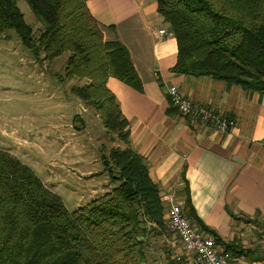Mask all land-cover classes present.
<instances>
[{
  "label": "trees",
  "instance_id": "obj_1",
  "mask_svg": "<svg viewBox=\"0 0 264 264\" xmlns=\"http://www.w3.org/2000/svg\"><path fill=\"white\" fill-rule=\"evenodd\" d=\"M26 1L40 24L37 32L17 0H0V30L15 28L36 58L67 50L62 75L84 78L72 91L95 108L106 130L126 141L128 120L106 80L112 75L142 89L128 48L104 38L87 0ZM157 11L176 38L172 71L264 92V0H157ZM103 164L115 185L70 210L28 163L0 147V264H148V232L166 229L160 187L129 146L111 148ZM196 219L230 258L253 252L223 241Z\"/></svg>",
  "mask_w": 264,
  "mask_h": 264
},
{
  "label": "crops",
  "instance_id": "obj_2",
  "mask_svg": "<svg viewBox=\"0 0 264 264\" xmlns=\"http://www.w3.org/2000/svg\"><path fill=\"white\" fill-rule=\"evenodd\" d=\"M87 4L103 25L104 38H118L128 48L142 81L139 90L112 75L106 80L128 120L124 146L141 154L161 195L172 193L194 223L199 224L198 217L223 241L257 245L256 232L251 241L242 234H247L248 226L255 227V221L246 218L264 217V92L209 75L172 71L176 38L158 33L169 27L157 11V0H87ZM168 84L233 117L235 124L218 132L181 114L170 103ZM174 240L181 250L176 234ZM257 256L242 253L229 263L264 264Z\"/></svg>",
  "mask_w": 264,
  "mask_h": 264
},
{
  "label": "rangeland",
  "instance_id": "obj_3",
  "mask_svg": "<svg viewBox=\"0 0 264 264\" xmlns=\"http://www.w3.org/2000/svg\"><path fill=\"white\" fill-rule=\"evenodd\" d=\"M17 4L37 32L40 24L27 1ZM67 55L66 50L52 59L36 58L15 28L0 30V147L28 163L73 210L115 185L103 158L125 141L106 130L95 108L72 91L84 78L62 75ZM258 218L242 236L251 241L259 233L251 247L264 260V217ZM165 225L160 234L148 232V264H176L179 247Z\"/></svg>",
  "mask_w": 264,
  "mask_h": 264
},
{
  "label": "built area",
  "instance_id": "obj_4",
  "mask_svg": "<svg viewBox=\"0 0 264 264\" xmlns=\"http://www.w3.org/2000/svg\"><path fill=\"white\" fill-rule=\"evenodd\" d=\"M158 33L173 34L172 30L165 27L159 28ZM167 93L170 103L178 112L207 123L218 132H224L235 124L233 117L185 96L176 84H168ZM161 197L167 226L176 234L182 246L181 250H176L173 254L176 264H230L229 253L222 244L190 219L182 203L172 193Z\"/></svg>",
  "mask_w": 264,
  "mask_h": 264
}]
</instances>
